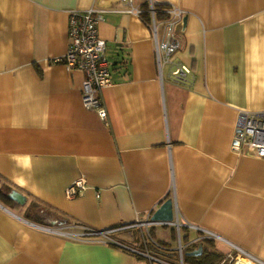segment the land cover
<instances>
[{
	"label": "crops",
	"instance_id": "obj_1",
	"mask_svg": "<svg viewBox=\"0 0 264 264\" xmlns=\"http://www.w3.org/2000/svg\"><path fill=\"white\" fill-rule=\"evenodd\" d=\"M153 1L185 11L180 49L160 67L152 29L118 0H0V264H157L101 231L140 244L133 225L168 199L184 243L208 238L264 264V159L230 149L238 112L264 111V0ZM93 6L106 10L105 120L81 103L84 71L53 62L68 13ZM177 63L191 70L184 83L169 77ZM148 230L175 251V227Z\"/></svg>",
	"mask_w": 264,
	"mask_h": 264
},
{
	"label": "built area",
	"instance_id": "obj_2",
	"mask_svg": "<svg viewBox=\"0 0 264 264\" xmlns=\"http://www.w3.org/2000/svg\"><path fill=\"white\" fill-rule=\"evenodd\" d=\"M121 7L116 11L128 14H134L143 20L153 31L155 42V52L159 67L170 61L180 49V43L177 38V26L181 22L185 11L175 7L167 6L159 9L153 0H147V9H142L135 3V0H119ZM106 10L90 7L86 10H71L68 13V32L67 48L62 57L56 58L53 62H62L67 68L81 69L85 73L82 81L80 98L83 107L94 111L105 120L107 117L98 91L110 84L111 68L106 57V42L98 35V24L103 20V14ZM148 15L147 17L146 14ZM160 14H164L161 17ZM191 70L187 65L177 63L169 72L171 80L184 83ZM233 153L241 155L246 152L256 158L264 159V111L249 112L239 111L235 121L233 137L230 144ZM86 188L84 179H79L71 183L66 189L65 194L68 198H73ZM99 197V192L96 193ZM152 221L149 217L145 222H136L133 226L146 231V236L140 244L128 243L125 240L117 238L113 231H101L108 243H113L122 247L133 254L144 257L152 263L157 264H184V249L191 243L202 239L184 243L181 235V227L186 224L178 218L174 219L169 225L175 227L177 231V247L175 248L176 259L154 252L150 249L149 243H154L149 233ZM209 237V236H207ZM156 245V244H155ZM160 248L159 244L156 245ZM167 249V247H166ZM226 259H233L236 264L238 260L244 259L235 257L232 253L226 255ZM245 260H247L245 258Z\"/></svg>",
	"mask_w": 264,
	"mask_h": 264
},
{
	"label": "trees",
	"instance_id": "obj_3",
	"mask_svg": "<svg viewBox=\"0 0 264 264\" xmlns=\"http://www.w3.org/2000/svg\"><path fill=\"white\" fill-rule=\"evenodd\" d=\"M167 6L168 5L157 4V7L159 9H163V8H165ZM160 16L164 17V14H160ZM0 196H3V195L0 194ZM57 216H59L61 218L63 223L69 222V220L65 216H62V215H57ZM118 227L119 226L114 227V228H118ZM137 236H138L137 235V231L133 232V238H135ZM155 244L156 245L159 244L160 248H158ZM199 244H202V246H203L202 253L199 254V255L192 254V252L195 250V247H198ZM149 247H150L151 250H153L154 252H157L159 254L166 255V256H168V257H170L172 259L175 257V252L173 250H171V249H168V248L166 249L165 243H163L161 241H157V242H154V243H149ZM226 255H227V253H225L224 251L220 250L214 244V240H211V239H208V238H203L198 243H191L190 245H188L184 249L183 261H184V264H219L220 262H222L223 259H226ZM138 258L141 259L140 256H138Z\"/></svg>",
	"mask_w": 264,
	"mask_h": 264
},
{
	"label": "water",
	"instance_id": "obj_4",
	"mask_svg": "<svg viewBox=\"0 0 264 264\" xmlns=\"http://www.w3.org/2000/svg\"><path fill=\"white\" fill-rule=\"evenodd\" d=\"M185 21V19L183 20ZM9 197L14 200L15 202L23 205L26 202V197L16 191L11 190L9 193ZM175 218V211H174V201L172 199H168L164 201L151 215L152 221L161 222L163 224L168 225L170 222H172ZM203 251L202 245H199L198 250L192 252L194 255H199Z\"/></svg>",
	"mask_w": 264,
	"mask_h": 264
},
{
	"label": "bare ground",
	"instance_id": "obj_5",
	"mask_svg": "<svg viewBox=\"0 0 264 264\" xmlns=\"http://www.w3.org/2000/svg\"><path fill=\"white\" fill-rule=\"evenodd\" d=\"M118 2H119L118 9H119L121 7V4H120V1L119 0H118ZM236 264H255V263L252 260H250V259H247V260L240 259V260L237 261Z\"/></svg>",
	"mask_w": 264,
	"mask_h": 264
},
{
	"label": "rangeland",
	"instance_id": "obj_6",
	"mask_svg": "<svg viewBox=\"0 0 264 264\" xmlns=\"http://www.w3.org/2000/svg\"><path fill=\"white\" fill-rule=\"evenodd\" d=\"M167 69V67H165L164 71ZM159 229H167V228H163V227H159ZM233 259H223L222 262H220L219 264H233L232 263Z\"/></svg>",
	"mask_w": 264,
	"mask_h": 264
}]
</instances>
